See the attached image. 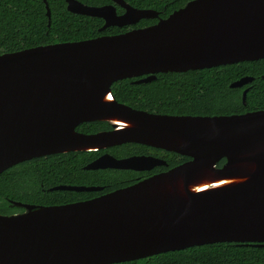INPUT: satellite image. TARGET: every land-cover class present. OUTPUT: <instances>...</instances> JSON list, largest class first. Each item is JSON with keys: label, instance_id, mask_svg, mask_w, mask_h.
I'll return each instance as SVG.
<instances>
[{"label": "water", "instance_id": "1", "mask_svg": "<svg viewBox=\"0 0 264 264\" xmlns=\"http://www.w3.org/2000/svg\"><path fill=\"white\" fill-rule=\"evenodd\" d=\"M42 1L49 26L50 11ZM111 2L123 12L117 14L113 4L88 6L77 0H66V8L102 19L99 31L158 17L155 10L134 8L124 0ZM262 58L264 0H190L146 27L0 54V174L36 158L125 143L188 157L167 172L88 200L41 207L15 203L22 213L0 214V264H117L223 242L264 246V110L155 114L117 103L110 92L112 83L123 79L148 83L157 73ZM252 80L240 78L230 88ZM106 95L110 102H102ZM107 118L134 124L127 128ZM93 121L109 122L112 129L95 134L75 130ZM221 159L225 163L217 168ZM241 160L255 164L246 181L187 192L200 171L235 174ZM160 164L150 156L104 153L84 170L144 171ZM179 180L186 196L177 193ZM50 190L99 192L102 187Z\"/></svg>", "mask_w": 264, "mask_h": 264}, {"label": "trees", "instance_id": "2", "mask_svg": "<svg viewBox=\"0 0 264 264\" xmlns=\"http://www.w3.org/2000/svg\"><path fill=\"white\" fill-rule=\"evenodd\" d=\"M83 4L101 6L111 0H79ZM138 9L158 12L155 19H142L136 25L118 28L111 26L99 31L103 20L72 14L65 0H46L50 24L42 0H0V54L19 51L57 42H77L100 35H115L132 28L155 24L190 0H124ZM117 13L122 8L116 6ZM243 77L253 81L242 88L230 84ZM123 79L112 83L113 99L134 110L155 114L220 116L264 110V58L224 66L189 70L181 73H157L148 83H133ZM248 88L245 104L242 91ZM105 121L79 124L76 131L95 134L111 130ZM148 146L125 143L97 151H74L24 161L0 174V214L22 213L14 204L54 206L88 200L129 186L143 179L131 170H84L98 156L108 153L115 158L146 153ZM166 153V160L176 166L188 157ZM221 159L216 167L224 165ZM57 186L102 187L99 192L50 190ZM117 264H264V246L254 243L223 242L194 246L179 251L161 253Z\"/></svg>", "mask_w": 264, "mask_h": 264}, {"label": "bare ground", "instance_id": "3", "mask_svg": "<svg viewBox=\"0 0 264 264\" xmlns=\"http://www.w3.org/2000/svg\"><path fill=\"white\" fill-rule=\"evenodd\" d=\"M107 96V95H106ZM102 102H110L109 97H104ZM109 122H113L119 125H124L129 127H133V122L124 118H107ZM95 149H85L89 150H97ZM237 167L239 168L238 172L231 175H216L209 169H204L200 171L192 181H190L188 185L187 192L199 193L212 190L214 188H221L239 184L241 182L246 181V179L255 172V164L253 162L247 160H241L238 162ZM177 193L179 196H186V190L184 191L181 186V180L177 183ZM171 194H175L174 190L171 191Z\"/></svg>", "mask_w": 264, "mask_h": 264}, {"label": "flooded vegetation", "instance_id": "4", "mask_svg": "<svg viewBox=\"0 0 264 264\" xmlns=\"http://www.w3.org/2000/svg\"><path fill=\"white\" fill-rule=\"evenodd\" d=\"M77 1H79V0H77ZM65 2H66V0H65ZM80 2V1H79ZM82 3V2H81ZM83 4V3H82ZM45 5V4H44ZM85 5H87V4H85ZM106 5V4H105ZM113 5H115L114 3H113ZM88 6H92V5H88ZM102 6V5H101ZM117 5H115V7H116ZM66 7H67V3H66ZM119 7V6H118ZM121 8V7H120ZM66 10H67V8H66ZM123 10V9H122ZM68 11V10H67ZM117 11V10H116ZM69 12V11H68ZM71 13V12H70ZM72 14H74V13H72ZM117 14H121V13H117ZM77 15H79V14H77ZM81 16H83V15H81ZM88 17V16H87ZM94 18V17H93ZM133 29V28H132ZM101 36V35H100ZM98 37V36H97ZM57 43H64V42H57ZM52 44H55V43H52ZM47 45H49V44H47ZM156 76V75H155ZM252 78V77H251ZM139 78H137L136 80H138ZM135 81V80H134ZM133 81V82H134ZM237 81V80H236ZM253 81V80H252ZM251 81V82H252ZM251 82H249V83H251ZM249 83H247L246 85H248ZM246 85H244V86H246ZM243 87V86H242ZM242 87H239V88H242ZM247 89V91H248V88H245L244 90H246ZM243 90V91H244ZM243 91H242V93H243ZM246 94H247V92H246ZM107 123H109V122H107ZM109 125H110V123H109ZM111 126V125H110ZM146 146V145H145ZM148 147H150V146H148ZM150 148H152V149H147V151H146V153H142V154H134V155H136V156H150V157H152V158H155V159H157V160H160V161H163L164 162V164H160V165H157V166H155V167H152V169H150V170H144V171H134V172H138V173H141V175H143V176H145L144 178H147V177H150V176H153V175H157V174H160V173H164V172H167L168 170H170L171 168H173V167H175V166H171L170 165V163H168L167 162V160H166V153L164 152V150H162V149H159V148H154V147H150ZM102 150V149H101ZM90 151H94V150H90ZM95 151H97V150H95ZM108 154V153H107ZM101 156V155H100ZM112 156V155H111ZM130 156H133V155H130ZM130 156H127V157H130ZM99 157V156H98ZM97 157V158H98ZM123 158H125V157H123ZM179 165V164H178ZM177 166V165H176ZM131 171H133V170H131ZM143 178V179H144ZM142 180V179H141ZM94 198V197H93Z\"/></svg>", "mask_w": 264, "mask_h": 264}]
</instances>
